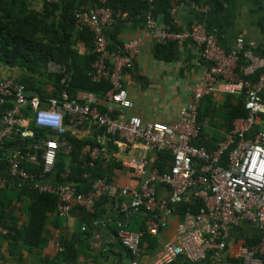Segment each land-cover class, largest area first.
Masks as SVG:
<instances>
[{
	"label": "built area",
	"instance_id": "obj_1",
	"mask_svg": "<svg viewBox=\"0 0 264 264\" xmlns=\"http://www.w3.org/2000/svg\"><path fill=\"white\" fill-rule=\"evenodd\" d=\"M107 1L97 0L92 9H77L74 15L77 30L88 28L94 36V51L98 58L88 75L93 81L105 80L110 83L111 88L104 99L114 104L115 108L107 107L101 111L99 99L95 96L87 94L84 101H80L71 99L65 90L59 97L42 101L38 96H30L24 85L11 78H0V105L7 100H14L16 103V106L0 116L5 125L0 143L10 135H28L21 125L25 107L33 111L31 121L35 127L53 134L41 145L34 144L32 153L15 150L8 158L10 175L22 181H33L53 172L58 162L59 150H69L66 149V143L59 139L65 133L66 126L78 127L84 122H92L106 135L118 137L128 145L141 143L148 151L171 152L173 159L170 169L160 174L149 166L146 158L125 161L124 166L133 170L140 179L138 188L131 189L118 188L105 178L93 179L91 189L86 194L77 193L70 182L36 185L35 188L40 192L56 196L58 217L69 218L75 207L92 212L95 202L105 196L114 199L113 207L118 213L135 209L146 211L149 216L145 220L143 231L133 233L120 230L118 233L121 245L130 252L129 264H137L142 236L146 233H158L157 214L169 204L182 201L184 195L191 191L192 197L200 200L202 205L195 214L186 213L181 217L176 226L175 239L163 245L157 253L156 264H168L178 258H184L189 264H232L225 250L231 230L242 223L254 226L259 242L242 248L239 259H242V264H264V131L251 135L253 127L259 121V115L264 113V56L253 53V44H249L250 48L244 47L241 38L236 39L235 49L224 50L215 36L199 23L172 31L169 26L158 24L149 10L143 16V24L146 34L155 43L174 41L182 44L190 40L198 48L208 67L201 83L191 89L190 102L179 109L174 122H144L136 115L123 113L114 116L115 109L122 111L133 107L124 85L123 74L139 53L140 47L136 40H131L125 43L122 52H107V26L116 19L125 21L130 18L126 12L112 11L106 6ZM239 55L248 61L242 71L236 70ZM108 60H112L111 66H108ZM258 70L262 72L253 80ZM49 71L63 74L60 83H66L67 77L62 66L51 63ZM218 91L243 97L248 114L245 118L237 119L233 130L217 144L215 151L209 153L204 148L193 145L192 141L198 136L197 116L202 99ZM38 150L42 154L43 171L37 177L28 173L23 164L35 161ZM89 157L90 161L84 165L88 170L83 173V178L87 181L91 180L89 170L95 169V162L109 158L107 151L103 149H93ZM3 160L0 155V164ZM158 184L171 189L167 198L158 197ZM4 188L5 181L0 178V190ZM6 233L7 230L0 226V234Z\"/></svg>",
	"mask_w": 264,
	"mask_h": 264
},
{
	"label": "crops",
	"instance_id": "obj_2",
	"mask_svg": "<svg viewBox=\"0 0 264 264\" xmlns=\"http://www.w3.org/2000/svg\"><path fill=\"white\" fill-rule=\"evenodd\" d=\"M31 3L33 7L40 8L41 0H31ZM171 14L173 23L178 29L187 28L193 23L202 24L204 29L213 34L218 44L226 51L235 49L236 39L241 38L244 47L250 48L249 44H253L252 51L254 54L261 55L264 53V0H233L219 11L206 5L194 6L189 2H183L175 6ZM142 22L143 18L129 21L117 20L105 29L106 39H109L110 36L116 38L113 43L118 40L125 45L128 41L136 40L140 47L139 53L132 59L123 74L124 85L133 107L122 111L115 109L114 113L136 115L144 122L172 123L177 119L179 109L190 102L191 89L201 83L208 63L203 60L198 48L190 40H186L182 44L176 43L177 51L171 60L157 59L154 55L155 42L146 34ZM77 48L81 56L88 53V50L81 44ZM22 74L16 68H9L0 64L1 79L11 78L16 82ZM36 80L39 82L38 86H43L47 92L52 91L51 83L47 82L44 77H37ZM86 95V93H79L78 97L76 96L74 99L78 98L80 101H84ZM224 95L220 91L212 95L216 113L212 124L208 125V132L210 137L217 139L222 138L225 134V128L221 126L224 115L221 108ZM98 99L99 104L106 108L115 106L105 100L104 97ZM6 102L13 107L16 106L14 100H7ZM6 111L0 110V116ZM32 117L33 111L28 107L23 108L21 125L22 130L28 135L25 137L18 134L10 135L4 139L3 143H0V155L6 158L7 164H3V166L0 164V178L5 181L4 189L8 198L11 199L10 215L18 225L26 222V206L30 203V196L27 192L18 198V190L22 186L40 192L35 188L38 184L69 182L68 171L60 173L57 177L54 170L44 175L42 179H37L42 174V169L41 172L37 173V180L33 181H22L10 175L8 158L15 150L32 153L34 152V144L41 145L44 140L53 136L52 133L46 131V134L34 137ZM214 124L215 128L212 127ZM4 126L0 118V135ZM99 129L94 123L87 121L78 127L66 126L65 133H69L70 137L75 140L99 144L100 147H85L83 150L89 154L93 149L106 150L109 156L107 160L111 159L115 163H119V166H112L111 168L112 182L115 186L127 189L138 188L140 180L138 175L124 166L123 163L130 159L141 160L146 158L152 168L157 152L144 149L141 143L128 145L118 137L112 139L110 143L105 132L99 133ZM33 139L34 141H30ZM66 141L64 139V143ZM66 145V149L69 150L65 152L62 148L64 155H68L71 150L67 143ZM41 155V151L38 150L36 152L37 159L26 161L23 164L24 167L31 165L42 168ZM66 162L68 161L66 160ZM170 192L171 189L165 185L158 184L156 187L159 198H167ZM182 201H195L191 191L184 195ZM113 202V198L105 196L95 202L92 212L84 210L89 215L90 223L83 218L80 209L77 207L73 208L69 218L57 217L55 212L48 214L43 231L44 241L39 248L32 251H28L19 245L15 249L17 253L10 256L7 252L6 240L0 236V264H62L61 258L57 257L60 238L75 241L77 259L73 264H129V256L116 233L118 234L120 230L133 233L141 231L146 214L140 209L118 213L113 207ZM180 219L181 217L174 208L169 206L157 214L158 233L151 234L148 239H141L142 254L137 264H156L157 253L163 245L175 239L176 226ZM82 227L85 229L82 230ZM254 236H257V232L250 223H242L238 228H233L225 254L230 258H239L242 248L246 246V240ZM168 264L187 263L183 258H178Z\"/></svg>",
	"mask_w": 264,
	"mask_h": 264
},
{
	"label": "trees",
	"instance_id": "obj_3",
	"mask_svg": "<svg viewBox=\"0 0 264 264\" xmlns=\"http://www.w3.org/2000/svg\"><path fill=\"white\" fill-rule=\"evenodd\" d=\"M233 0H108L106 6L112 11L126 12L129 20L143 18L144 14L151 10L154 20L161 25L169 26L174 31L178 30L173 23L171 11L175 6L183 2H189L195 5H206L219 11L229 5ZM97 4V0H41L40 8L33 7L31 0H0V64L9 68H16L23 74L17 79V83L24 85L25 90L30 96H38L42 101L48 98L59 97L60 93L65 90L72 99L78 97L79 93L91 94L97 98H103L110 90L111 85L108 81H93L88 73L91 66L98 58V54L94 51L93 33L88 28L77 30L76 18L74 12L77 9L89 10ZM120 20V19H116ZM125 20V21H129ZM123 21V20H120ZM143 23V22H142ZM114 36L107 38V52H122L124 44L118 40L115 41ZM81 44L88 50L86 55H79L77 51L78 45ZM176 42L170 41L166 44L155 43L154 55L159 60H171L177 51ZM264 56V53L261 54ZM54 63L62 66L66 75V83L61 84L63 74H56L48 70L49 64ZM108 66L112 65V60L107 61ZM248 61L238 56L236 62V70L242 71ZM262 70H258L253 76V80L257 79ZM44 77L47 82L51 83V92H47L43 86H38L39 82L36 78ZM264 97V89L262 91ZM78 99V98H77ZM79 100V99H78ZM13 107L10 103L0 106V110H9ZM101 111L106 109L105 106L99 105ZM221 108L224 111L222 119V127L225 128V134L222 138L217 139L210 137L208 125L214 120L216 107L212 96L202 99L198 109V136L194 138L192 144L202 147L209 153L217 148V144L224 140L231 130L234 128V122L239 118L247 117L248 112L244 108L243 97L224 95ZM26 111V110H25ZM118 113H114L116 116ZM33 126V125H32ZM212 127H216L215 124ZM34 137H40L46 134V130L33 126ZM258 131H264V113L259 115L258 123L253 127L251 135ZM99 133H104L99 129ZM111 143L112 137L106 135ZM67 140L70 146V153L64 155L62 149L59 150L58 162L55 172L57 177L60 173L68 171V181L74 185L77 193L86 194L91 189L92 180L95 178H105L112 182L111 168L119 166L114 160L98 159L95 162V169L89 170L90 181L84 180V165L90 161L89 152H85V147H100L99 144H91L89 141L75 140L70 137L69 133H64L59 138ZM30 141H34L30 140ZM157 156L152 168L160 174L169 171L173 155L167 150L156 151ZM2 166L7 165L3 157ZM66 160L68 162H66ZM5 161V162H4ZM25 170L38 176L41 172L40 166L25 165ZM18 198L20 195L28 193L30 203L26 206L27 220L25 223L18 225L15 219L10 215L11 199L8 198L5 189L0 190V226L7 229L5 235L0 236L6 240L7 252L10 256L15 255V249L20 245L28 251L35 250L43 243V231L48 214L55 212L56 216V196L46 192H38L27 186H22L18 190ZM195 199V198H194ZM202 202L180 201L175 204H169L170 208H174L175 212L182 217L186 213L195 214L201 207ZM80 209L83 218L90 223L89 215ZM146 214V218L149 214ZM144 220V223H145ZM144 230V224L141 231ZM118 236V234L116 233ZM151 234H144L142 239H148ZM259 242V237L254 236L246 240L245 245H254ZM59 250L57 257L61 258L62 264H73L77 259V250L75 241L69 239H59ZM124 248V247H123ZM127 255L130 252L124 248ZM142 245L139 244V252L142 254ZM184 259V258H183ZM185 260V259H184ZM232 264H242V259L228 258ZM187 264H189L186 261ZM206 264H209L207 262Z\"/></svg>",
	"mask_w": 264,
	"mask_h": 264
},
{
	"label": "rangeland",
	"instance_id": "obj_4",
	"mask_svg": "<svg viewBox=\"0 0 264 264\" xmlns=\"http://www.w3.org/2000/svg\"><path fill=\"white\" fill-rule=\"evenodd\" d=\"M48 70H49V68H48ZM2 245V244H1Z\"/></svg>",
	"mask_w": 264,
	"mask_h": 264
}]
</instances>
